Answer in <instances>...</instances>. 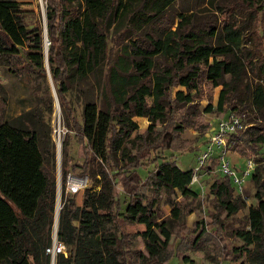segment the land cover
Listing matches in <instances>:
<instances>
[{
  "label": "trees",
  "instance_id": "1",
  "mask_svg": "<svg viewBox=\"0 0 264 264\" xmlns=\"http://www.w3.org/2000/svg\"><path fill=\"white\" fill-rule=\"evenodd\" d=\"M26 1L0 0V65H9L19 80L46 79L49 72L68 130L62 144V187L66 189L71 171L89 178L93 168L97 171L90 178L100 186L98 191L84 190L80 205L76 194L65 195L57 236L67 255H59L56 264H167L210 243L222 259L234 255L264 264V218L234 229L232 236L242 245L227 249L219 216L206 230L203 223L192 228L187 222L200 197L193 189L195 169L178 168L174 156L157 159L162 152L191 150L182 136L189 127H202L193 120L202 114L196 100L204 84L221 88L207 113L250 119L251 109L264 110V48L249 47L256 37L264 38V28L246 37L226 19L219 29L180 15L174 29L168 13L177 0H45L46 56L44 25L32 22L30 11L22 8ZM246 1L258 6L256 13L264 20V0ZM122 37L129 42L116 55L115 44ZM248 71L258 81L246 85L247 102L241 89ZM92 75L103 82L104 107L86 100L79 120L68 93L73 83ZM31 103L32 111L11 120H2L0 103V264H51L46 249L52 245L57 205L56 143L51 124L36 111L34 99ZM144 118L149 127L140 133L137 119ZM158 124H164L162 130ZM258 127L230 134L226 142L228 151L254 155L251 181L264 197V125ZM72 134L83 148L84 161L70 168L66 156ZM212 159L220 165V155ZM153 165L143 177L140 170ZM163 192V202L177 213L175 221L160 209ZM210 192L228 216L246 207L227 174L211 184ZM121 194L130 206L141 205L140 210L122 211ZM129 225L145 230L129 233ZM140 241L143 250L138 249Z\"/></svg>",
  "mask_w": 264,
  "mask_h": 264
},
{
  "label": "rangeland",
  "instance_id": "2",
  "mask_svg": "<svg viewBox=\"0 0 264 264\" xmlns=\"http://www.w3.org/2000/svg\"><path fill=\"white\" fill-rule=\"evenodd\" d=\"M23 10L30 11L32 14V22L40 20L45 28V54L48 55V49L50 42L47 38L46 30V13H47V2L45 0H28L23 5ZM257 7H251L247 5L246 0H177L171 7L168 18L174 22V29L178 26V16L188 15L191 16L193 22L204 23L209 25L210 22L214 23L217 28L221 29V23L223 19L234 23L240 27L244 36L250 35L253 32L258 33L264 28V20L261 13H256ZM114 31V30H113ZM123 38V39H122ZM120 38V41H116V55L120 49L123 48L124 44L129 42L128 40L123 43L124 37ZM219 40H213L212 43L217 44ZM253 51L255 49L264 48V38L262 36L256 37L255 42L252 40V44L249 45ZM48 62V61H47ZM49 66L47 63V68ZM258 80L254 75L248 71V75L245 77L244 87H242L243 97L250 98V92L246 85L257 82ZM250 87V86H249ZM83 90V93L81 92ZM221 88L214 89L211 86L203 85V95L197 97L196 104L199 111L202 112L201 116L195 118L194 122L202 124V127L196 128L195 126L189 127L182 136L184 141L190 143L191 150L183 153H172L170 151L162 152L158 155V162L162 160H170L174 156L177 161L178 168L182 170L195 169L197 172V181L193 182V189L199 192L200 197L198 202L195 204V212L187 218V222L190 227L194 228L196 224L203 223V229L206 230V224L214 223V216H219L220 220L224 223L226 231L224 237L226 238L223 245L228 247L227 249H233L242 245L241 240L232 236V231L238 227H241L248 220L264 218V197L260 196L251 181V175L245 178L242 198L246 201L245 209H242L239 213L228 216L226 211H219L218 203L213 198L210 187L211 184L218 178L222 177L220 171V165L216 163L212 158L205 162L200 167V157L207 150L209 146V138L217 133L218 126L221 120H226L228 114L218 113H207L206 108L210 103L216 105L219 97ZM32 93V94H31ZM34 93L36 94L34 97ZM50 97L53 99V110L50 108ZM68 97L71 101L72 107L75 111V116L80 120L83 110L84 102L91 101L97 103L99 108L104 107V85L97 76H90L88 79L80 83H73L68 93ZM34 101L38 105L36 110L41 113L45 120L49 122L53 129V141L56 143V154H57V205L55 212V224L58 225V218L60 210L62 209L65 195H73L66 192L62 187L61 182V164L63 160L62 144L65 142V136L67 128L63 124V116L61 107L58 101L57 92L52 82V78L48 72L47 78L42 77H27V79L19 80L10 71L9 65L2 63L0 65V103H3L4 114L2 120H11L18 117L20 114L26 111H32L33 105L31 101ZM51 110V111H50ZM204 111V112H203ZM253 112L250 119L243 120V129L240 131H246L252 129L253 131L258 130L260 124L264 125V110L259 111L253 108ZM258 118V119H257ZM257 119V121H256ZM139 123L140 133H144L149 127V121L144 119H137ZM164 124H158L160 130L163 129ZM206 128V131L204 130ZM208 128V129H207ZM59 144V145H58ZM59 146V147H58ZM249 156H243L238 151H228L226 154V160L231 164V168L235 171L238 176H242L243 172L246 171V163L250 158L254 159V155L248 151ZM220 155V149L214 147V158ZM84 161L83 148L78 143L76 137L72 134L70 139L69 153L66 156V162L71 168L74 164H82ZM213 172H210V168ZM113 168L116 169V163L113 162ZM155 166H151L147 170H140L143 177L146 176L148 170H153ZM200 168V169H199ZM198 169V171H196ZM97 168H93L89 172V178L81 176L79 170L70 172L69 175L81 178L84 181L85 187L79 191L76 195V203L80 205L82 203V196L84 190L90 188L91 191H98L100 189L99 184L94 183L91 180V176H94ZM95 181V180H94ZM236 191V190H235ZM248 192V197L246 196ZM162 202L160 209L164 214V217L170 218L173 221L177 220V213L163 201H165V193H162ZM236 196L240 195L236 191ZM173 198L180 201L179 195H173ZM141 205L132 207L124 199V194H121V210L129 213H136L140 210ZM219 224H216V229ZM129 233H140L145 230L143 225H129L126 227ZM138 249L143 250V243H138ZM218 253L217 247L211 243L206 245L203 250L199 251H187L182 255L171 258L167 264H251L249 257H235L231 255L229 258L222 259L216 255ZM187 257V261L183 260L182 257Z\"/></svg>",
  "mask_w": 264,
  "mask_h": 264
},
{
  "label": "built area",
  "instance_id": "3",
  "mask_svg": "<svg viewBox=\"0 0 264 264\" xmlns=\"http://www.w3.org/2000/svg\"><path fill=\"white\" fill-rule=\"evenodd\" d=\"M243 120L237 115H230L226 120H221L217 133L209 138V146L207 150L200 157V167L211 158L214 157V147H218L221 151L220 154V171L222 174H227L233 179L235 190L242 195L245 178L248 177L255 168L254 161L251 159L247 160L246 171L243 172L242 176L233 171L231 164L226 160V154L228 152V146L226 142V136L237 133V131L243 129ZM59 145V144H58ZM200 169V168H199ZM198 171V169H196ZM197 181V172L194 175L193 182ZM85 187L84 181L81 178L73 175H68L66 183V192L69 194H77ZM46 253L51 257V264H56V258L61 255H67L65 245L58 240L57 231L53 232L52 245L46 249Z\"/></svg>",
  "mask_w": 264,
  "mask_h": 264
},
{
  "label": "water",
  "instance_id": "4",
  "mask_svg": "<svg viewBox=\"0 0 264 264\" xmlns=\"http://www.w3.org/2000/svg\"><path fill=\"white\" fill-rule=\"evenodd\" d=\"M58 147H59V146H58ZM55 229H56V231H57V229H58V225H56Z\"/></svg>",
  "mask_w": 264,
  "mask_h": 264
}]
</instances>
